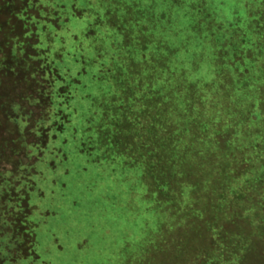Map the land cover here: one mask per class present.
<instances>
[{
    "label": "trees",
    "instance_id": "obj_1",
    "mask_svg": "<svg viewBox=\"0 0 264 264\" xmlns=\"http://www.w3.org/2000/svg\"><path fill=\"white\" fill-rule=\"evenodd\" d=\"M35 1L14 0L7 21L12 69L38 77L41 97L23 99L40 108V116L26 111L19 99L9 107L7 119L19 134L20 150L29 158L37 155V160L34 172L26 171L25 177L12 171L0 175V264H26L34 257L40 218L58 215L57 199L66 188L60 175H67L74 156L100 167L119 166V187L125 186L129 194L138 192L140 208L134 217L142 238L110 264H223L213 246L195 233L211 213L214 218L208 221L214 229L233 217L232 203L226 200L224 211L215 204L218 176L224 171L231 177L264 162V38L254 71L247 77L231 72L235 87L247 93L231 95L234 84L219 77L214 78L218 83L204 81L203 87L197 78H188L183 91L181 58H154L142 45L144 36L127 24L138 28L141 23L125 13L118 16L116 0V10L111 0H62L59 13L46 19L37 13ZM86 4L91 11L85 14L80 8ZM263 7L264 0H247L250 24L259 21ZM203 11L209 17L216 14L210 8ZM237 20L215 16L213 30L203 39L219 34L220 44L238 46L230 33ZM225 37L228 42H222ZM133 49L134 54L138 50L136 57ZM106 82L111 90L105 89ZM216 85L220 93L211 91ZM179 94L185 95V103H177ZM231 137L243 144L236 145ZM129 171L140 174L134 184L122 179ZM258 172L264 176V166ZM47 173L59 174L58 182L51 183L55 196L51 194L52 204L46 202L47 213H39L32 203L42 198L35 194L46 190L41 185L48 183ZM254 181L264 182V177ZM250 247L246 249L252 252Z\"/></svg>",
    "mask_w": 264,
    "mask_h": 264
},
{
    "label": "rangeland",
    "instance_id": "obj_2",
    "mask_svg": "<svg viewBox=\"0 0 264 264\" xmlns=\"http://www.w3.org/2000/svg\"><path fill=\"white\" fill-rule=\"evenodd\" d=\"M13 1L0 0V175L12 171L14 175L25 177L26 171L34 172L33 165L37 160V155L29 158L20 150L19 134L15 128L11 127L7 116L10 112V105L17 99L26 111L32 110L34 116H40V108L31 107L29 102L23 99L40 98L41 95L38 92L40 83L38 77L28 76L30 75L28 72L20 71V69L16 71L12 69L11 53L6 41L9 36L7 21L11 14L10 4ZM61 1L36 0L35 5L37 9L39 7L37 13L39 12L42 19L48 18L54 12H57V15L59 13L57 8ZM69 1L76 3V0ZM116 1L111 0L109 4L114 8L119 7L116 11L118 16L119 12L125 13L141 23L138 28H130L132 25L127 22L129 30L144 36L142 45L152 52L154 58L165 57L166 62H170L173 58H181L179 78L183 91L186 90L188 78H197L200 81L199 87H203L204 81L212 79L216 83L218 77V81L227 80L230 84L231 72L234 73L236 70L238 75L247 77L250 72L254 71L256 62L261 56L264 14L258 22L250 24L247 21L249 20L247 0ZM74 6L75 4L73 9ZM208 8L214 10L215 16L221 20L228 21L231 17L232 19L237 17L236 26L235 24L232 26L230 33L232 38H235V42H240L238 46L233 43L220 44L222 39L219 38V34L215 35L212 40L203 39L215 26V16L209 17L208 14H203V10ZM80 9L85 10L86 14L87 11H91V6L86 4ZM248 10H252V7H248ZM67 15L68 12L61 16V19ZM67 20L66 18L65 21ZM97 20L96 24H100L99 17ZM70 28L68 27L67 30ZM58 29L61 30V27ZM224 39L222 42H228L227 37ZM173 45H177L176 49ZM56 49L61 50L60 47ZM135 51V49L132 50L134 57L138 50L134 54ZM231 57H237L239 60L235 59L232 64L226 63ZM156 59H153L154 64ZM261 67L264 69V63ZM231 82L235 89L231 90V95L235 94L240 97V94L247 93L246 88L235 87L236 82ZM243 82L240 81L238 84ZM110 85V82L104 83L105 89L111 90ZM219 87L212 86L211 91L220 93ZM185 100L184 94L177 96L178 104L185 103ZM261 112L263 114V111ZM261 118H263L260 122L261 126H264V115H261ZM230 140H234L236 145L243 144L234 137ZM27 141L33 142L31 138H27ZM214 152L218 156L221 155L220 150ZM19 165L22 167L17 171L16 167ZM68 166L69 172L64 170L65 174L68 172L67 175H60L66 188L60 193L63 197L57 199L56 204L59 206L55 207L57 209L55 212L58 215L55 217L51 215L45 219L40 218L41 225L37 230V252L31 260L25 262L26 264H110L111 259L119 258L121 251L123 253L127 249L125 252L128 254L133 250L134 245L142 238L139 223L134 217L140 208L138 192L129 194L125 186L119 187V166L114 169L109 165L102 167L92 165L87 163L85 157L82 156L70 158ZM263 166L264 162L255 166H247L244 171L239 170V173L231 177H227L229 173L226 174L223 171V174L217 178L214 192L218 196L215 197V204L224 211L225 201L232 203L231 210L234 211L230 210V212L233 213V217L227 218L223 222L225 224L217 225V229H214L208 221L214 218L211 213L208 217L205 216L208 218H206L207 223L203 221V226L195 235L198 238L203 237L206 246H213V249H210L216 251V258L219 262L264 264V182L254 181L255 178L264 177L261 176V172L257 173ZM239 168L244 169L245 167ZM211 172L214 173L210 170L209 173ZM47 175L48 183L44 181L41 185L42 190L45 188L46 190L43 192L39 190L35 194L42 198L39 201L35 197L32 203L33 208L39 213V209L46 212V202L52 204L51 194L53 193L50 190L53 184L51 183L52 181L53 183L58 182L56 177L59 174L47 173ZM122 177L123 180L134 184L136 179H140V174L129 171L124 172ZM47 186H49L48 190ZM193 191L196 192V190ZM203 199L202 197V201ZM168 219V216L165 217L167 222H169ZM248 245L253 249L252 252L246 249ZM141 251L142 249H139L137 253H142Z\"/></svg>",
    "mask_w": 264,
    "mask_h": 264
}]
</instances>
